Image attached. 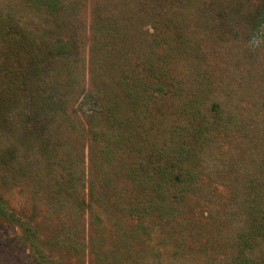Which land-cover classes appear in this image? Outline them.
Wrapping results in <instances>:
<instances>
[{"label": "rangeland", "instance_id": "obj_1", "mask_svg": "<svg viewBox=\"0 0 264 264\" xmlns=\"http://www.w3.org/2000/svg\"><path fill=\"white\" fill-rule=\"evenodd\" d=\"M258 1L62 0L52 17L24 0H0V16L34 34L42 49L55 39H72L78 64L71 66L69 81L77 87L83 75L87 79L92 42L101 48L109 41V24L125 18L131 20L130 33L122 31L117 43L132 51L130 42L139 45V54L151 47L158 66L169 68L184 91L199 93L209 85L205 98L195 94L204 114L219 104L234 117L207 149L196 183L167 189L162 199L126 175L143 154L104 166L99 156L90 159L89 140L67 130L53 165L30 151L20 155L23 174L10 169L11 159L0 163V264H227L236 256L239 237L255 220L252 189L257 186L264 197V27L253 26ZM65 65L53 63L50 71ZM112 65L106 62L103 69ZM116 94L121 115L142 139L149 132L123 93ZM185 99L156 102L150 115L154 134L184 127L178 110ZM132 131L126 128L125 136ZM12 140L0 129V156ZM124 144L133 147L134 141L128 137ZM90 186L95 198L88 200ZM82 198L91 207L83 209ZM17 220L33 237L20 231Z\"/></svg>", "mask_w": 264, "mask_h": 264}, {"label": "trees", "instance_id": "obj_2", "mask_svg": "<svg viewBox=\"0 0 264 264\" xmlns=\"http://www.w3.org/2000/svg\"><path fill=\"white\" fill-rule=\"evenodd\" d=\"M24 1L32 8L44 9L52 17L62 7V0ZM258 2L261 10L253 21L256 31L264 27V0ZM99 21L106 24L105 19ZM130 23V19L118 18L109 24L107 43L97 48L96 39L92 42L87 79L83 75V84L77 87L69 81L70 68L78 64L74 58L78 49L72 39H55L42 49L34 34L0 16V129H7L13 139L8 150L2 151L1 164L6 165L11 159L10 169L17 167L23 174L20 160L24 157L20 155L28 151L41 157L47 166L57 163L59 142H65L62 132L67 130L89 140L90 159L97 155L104 166L119 163L125 155L140 158L143 154L142 161L134 162L126 175L138 184L151 186L155 197L162 199L167 189L178 190L196 183L207 149L220 132L234 124V117L226 114L219 104H212L204 114L203 101L198 99L210 93L209 85L198 90L199 93L184 91L173 80L169 68L158 66L161 63L155 62L151 47L139 54V45L130 42L132 51L117 43L122 31L130 33ZM105 61L113 64V68L104 70ZM57 62H68L69 68L65 65L51 73L50 66ZM116 91L123 93L133 116L140 120L139 125L149 132L143 133L142 139L138 129L129 124V118L121 115ZM165 97L186 98L178 110L186 124L156 135L150 126L154 120L150 115L156 102ZM126 128L133 129L131 136H125ZM128 137L134 141L133 147L125 146ZM7 151L9 156L5 160ZM84 174L83 169L80 175ZM259 192L256 186L251 193L252 209L255 207L253 228L241 234L236 256L227 264H264V208L260 207L264 206V197ZM94 194L90 186L88 200L95 198ZM85 202L86 199L81 201L83 209L84 205L91 207ZM16 224L21 232L33 237L23 222L17 220ZM248 232L261 235V242H257L258 236ZM258 247L260 257L255 252Z\"/></svg>", "mask_w": 264, "mask_h": 264}]
</instances>
